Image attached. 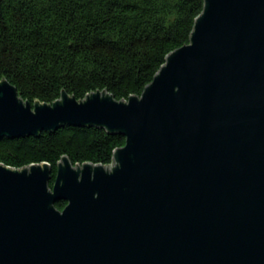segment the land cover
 <instances>
[{
  "label": "water",
  "instance_id": "1",
  "mask_svg": "<svg viewBox=\"0 0 264 264\" xmlns=\"http://www.w3.org/2000/svg\"><path fill=\"white\" fill-rule=\"evenodd\" d=\"M140 95L23 101L0 138L59 126L125 137L108 165L0 163V264H264V0H203ZM67 204L58 210L55 202Z\"/></svg>",
  "mask_w": 264,
  "mask_h": 264
},
{
  "label": "trees",
  "instance_id": "2",
  "mask_svg": "<svg viewBox=\"0 0 264 264\" xmlns=\"http://www.w3.org/2000/svg\"><path fill=\"white\" fill-rule=\"evenodd\" d=\"M203 6V0H0V80L31 104L102 90L125 101L141 94L171 51L189 43ZM124 142L104 127L68 124L0 138V163L48 164L52 187L63 157L73 165H108Z\"/></svg>",
  "mask_w": 264,
  "mask_h": 264
}]
</instances>
